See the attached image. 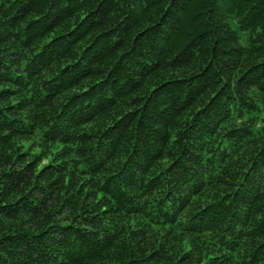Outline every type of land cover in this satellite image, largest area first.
<instances>
[{
    "label": "clouds",
    "instance_id": "obj_1",
    "mask_svg": "<svg viewBox=\"0 0 264 264\" xmlns=\"http://www.w3.org/2000/svg\"><path fill=\"white\" fill-rule=\"evenodd\" d=\"M25 3L0 44V264H264L259 0Z\"/></svg>",
    "mask_w": 264,
    "mask_h": 264
},
{
    "label": "trees",
    "instance_id": "obj_2",
    "mask_svg": "<svg viewBox=\"0 0 264 264\" xmlns=\"http://www.w3.org/2000/svg\"><path fill=\"white\" fill-rule=\"evenodd\" d=\"M259 2L261 6H264V0H259ZM31 7V4L25 3V0H0V44L4 43L7 39V37L3 35V32L17 27L18 21L25 19L31 11ZM27 31H35L34 26L29 25ZM17 38L20 39L21 37L18 35ZM183 39V37L179 36L174 38L169 44V47L172 48L174 52L180 50L181 41ZM27 42L28 41H25V43ZM92 47L95 48L96 45ZM85 58L91 60L92 57L90 56V52H86ZM8 78L15 80L17 83L20 81V78L16 77L14 74H10ZM25 83H27L26 80ZM51 264H56V261L53 260ZM77 264H80V262L77 261ZM132 264H135V262H132Z\"/></svg>",
    "mask_w": 264,
    "mask_h": 264
}]
</instances>
